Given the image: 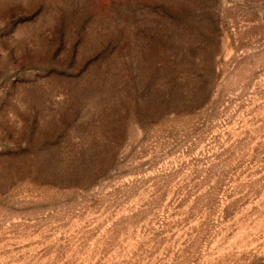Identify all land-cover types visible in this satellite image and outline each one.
Wrapping results in <instances>:
<instances>
[{"label": "rangeland", "instance_id": "obj_1", "mask_svg": "<svg viewBox=\"0 0 264 264\" xmlns=\"http://www.w3.org/2000/svg\"><path fill=\"white\" fill-rule=\"evenodd\" d=\"M0 264H264V0H0Z\"/></svg>", "mask_w": 264, "mask_h": 264}]
</instances>
